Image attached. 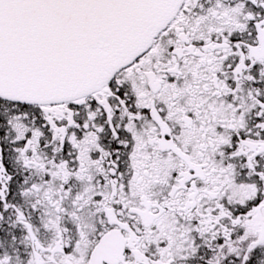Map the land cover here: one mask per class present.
Listing matches in <instances>:
<instances>
[{"label":"snow or ice","instance_id":"obj_1","mask_svg":"<svg viewBox=\"0 0 264 264\" xmlns=\"http://www.w3.org/2000/svg\"><path fill=\"white\" fill-rule=\"evenodd\" d=\"M0 264H264V0H0Z\"/></svg>","mask_w":264,"mask_h":264}]
</instances>
